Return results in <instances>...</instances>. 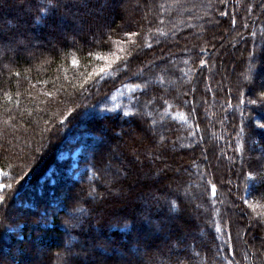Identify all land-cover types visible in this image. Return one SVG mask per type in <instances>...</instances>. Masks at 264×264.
I'll use <instances>...</instances> for the list:
<instances>
[{
    "label": "trees",
    "instance_id": "trees-1",
    "mask_svg": "<svg viewBox=\"0 0 264 264\" xmlns=\"http://www.w3.org/2000/svg\"><path fill=\"white\" fill-rule=\"evenodd\" d=\"M263 75L264 0H0V264H264Z\"/></svg>",
    "mask_w": 264,
    "mask_h": 264
},
{
    "label": "rangeland",
    "instance_id": "rangeland-1",
    "mask_svg": "<svg viewBox=\"0 0 264 264\" xmlns=\"http://www.w3.org/2000/svg\"><path fill=\"white\" fill-rule=\"evenodd\" d=\"M261 52H263V49H261ZM244 74L241 75L240 79L243 80L244 78ZM252 77L253 78H256V73H253L252 74ZM264 77V75H263ZM259 79V83L261 82H264V78L262 79V77H258ZM175 83V80H172V81H169L167 83V87H171L173 84ZM127 130L131 131V127L129 126L127 128ZM76 137H74L73 139H75ZM116 143L114 145H108L109 147V150L108 152L106 153V158L107 160H110L111 159V156H115L117 158H119L121 160V157L120 155H118V152H117V148L118 147H121L122 146V143L123 141L121 140V138H117L116 139ZM64 142V141H63ZM66 143H62V148L58 151V153H56L57 157H58V160L60 161H64V164L67 168V170L70 172V174L73 176V177H76L78 175V166H79V154H80V150H81V145L78 144L77 146H74L71 148V145H70V142H69V138L67 141H65ZM73 142V140L71 141ZM251 147V146H250ZM259 157L257 156V162L258 163H261V158H262V154L260 153L259 154ZM128 169L130 170V168L128 167ZM113 172V168L111 167V165L107 164L106 167L104 168V173L107 174V176H111V173ZM49 175H51V168L48 169V171L46 172V177H48ZM113 175V174H112ZM44 179V177H42L40 180ZM53 179H50V183L52 182ZM39 184V183H38ZM183 200L187 201V202H193V198H192V195H190L188 193L187 197H183ZM140 201V198H137V202ZM144 208L147 209V206L144 205ZM198 216L195 212H190L188 218L190 219H196ZM169 228V227H167ZM166 228V229H167ZM161 230V229H160ZM147 232L150 231V232H154V233H158L160 232L159 229H157L155 226H152L151 227H148ZM144 240V234L137 237L136 239V243H138L137 241L138 240ZM91 245V244H90ZM140 245L139 248H138V251H131L130 254H131V257H127V256H119V254L117 253H113L111 255L110 258L107 257V255L105 253H102V254H99V258L98 260H100L101 263L103 264H109L111 263V261H115L116 264H130V263H133V262H140L142 261L143 259V253L145 251L144 249V245L143 244H138ZM46 250L42 249V248H38L35 250L36 252V257L34 260H31L30 261V264H45L43 263L44 261L42 256L44 257L45 255V252ZM44 253V254H43ZM74 254H77V255H80V256H84V254H86V260H93V254H94V248H92L91 246L83 251V250H79L78 252H74ZM68 252H62V253H54V258L55 260L52 261L51 264H84V259H82L80 257V259L78 260L79 262L77 263H73L71 262L68 258ZM96 264V262H94Z\"/></svg>",
    "mask_w": 264,
    "mask_h": 264
},
{
    "label": "snow or ice",
    "instance_id": "snow-or-ice-1",
    "mask_svg": "<svg viewBox=\"0 0 264 264\" xmlns=\"http://www.w3.org/2000/svg\"><path fill=\"white\" fill-rule=\"evenodd\" d=\"M59 2H60V0H52V3H53L54 6L59 4ZM98 59H99V57H98ZM100 71L104 72L105 69L102 68ZM250 178H252V177H250ZM261 179H264V175L261 176ZM5 187H6V185L0 184V191H3L5 189ZM212 192H213V194H215V188L214 187L212 189ZM173 207H174V205H173Z\"/></svg>",
    "mask_w": 264,
    "mask_h": 264
}]
</instances>
